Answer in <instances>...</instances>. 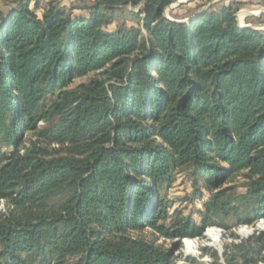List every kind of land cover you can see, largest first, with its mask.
<instances>
[{"label":"trees","instance_id":"1","mask_svg":"<svg viewBox=\"0 0 264 264\" xmlns=\"http://www.w3.org/2000/svg\"><path fill=\"white\" fill-rule=\"evenodd\" d=\"M175 1L0 0V264H175L264 220V32L241 0ZM183 174L208 194L170 214ZM210 257L264 264V232Z\"/></svg>","mask_w":264,"mask_h":264},{"label":"rangeland","instance_id":"2","mask_svg":"<svg viewBox=\"0 0 264 264\" xmlns=\"http://www.w3.org/2000/svg\"><path fill=\"white\" fill-rule=\"evenodd\" d=\"M178 0H176L177 2ZM219 0H190L189 2H186L185 5L181 8H167L165 10V16L170 17L173 16L175 18H184L187 17L191 11L195 10L197 6H200L201 4L210 5L214 2H217ZM245 4L242 7L240 11L236 13V19L239 25H250L252 27H258L260 24L259 21H256L254 17H244V13H253L262 11L264 8V0H244ZM173 5V4H172ZM205 6V7H206ZM0 7L4 8V6L1 5ZM5 9V8H4ZM262 17V16H261ZM260 17V18H261ZM260 21L264 22V18L258 19ZM263 28L259 31L264 32V25H262ZM87 79L85 78H75L74 83L78 84L81 82H85ZM45 123H40V127H44ZM243 183V180L240 175H238L235 179L232 180V182L227 183L224 185V187L230 188L234 187L231 192L235 193H242L244 190L240 185ZM237 185V186H235ZM202 198L198 196V194H193V189L191 186L190 180L187 178L185 174L183 176H179L173 186L170 189L165 190L162 194L163 196L172 202V207L169 210V213L172 212H180L183 215H187L193 209H200L201 204L204 201V199L207 196L206 190L202 189ZM187 199L193 200L192 202H189ZM7 209L6 202L0 201V213L5 212ZM194 218L196 221H198L197 216L194 215ZM209 231H220L221 232V239L219 242H215L210 236H208ZM244 232H248V234H243ZM260 232H264V220L259 221L254 226H236L234 222H229V230L225 231L223 229L218 228H208L205 230L203 235L198 238L194 239H184L181 241V246L174 251V255L178 256L175 264H206L211 261L210 253L213 251H216L220 257L221 253L224 252V249L227 245L231 243H238L241 240H247L249 237L253 235H257ZM141 236H145L147 238H153V233L149 230L144 231L141 233ZM187 241L191 242L193 245H195V253H191L188 251L186 243ZM158 245H163L165 248H173L176 247V241L171 240H164L159 239L157 241ZM203 250L207 251L205 253ZM222 259V258H221Z\"/></svg>","mask_w":264,"mask_h":264},{"label":"bare ground","instance_id":"3","mask_svg":"<svg viewBox=\"0 0 264 264\" xmlns=\"http://www.w3.org/2000/svg\"><path fill=\"white\" fill-rule=\"evenodd\" d=\"M243 234H248V232H244ZM208 236H210L215 242H219L221 239V232L220 231H209ZM188 251L191 253H195V245H193L191 242L187 241L186 243Z\"/></svg>","mask_w":264,"mask_h":264},{"label":"water","instance_id":"4","mask_svg":"<svg viewBox=\"0 0 264 264\" xmlns=\"http://www.w3.org/2000/svg\"><path fill=\"white\" fill-rule=\"evenodd\" d=\"M188 1H190V0H183V1L177 2L176 4L186 3V2H188ZM245 15L248 16V15H254V14H251V13H245ZM257 15H258V16H262V15H264V8H263L262 11H259V12L257 13ZM190 20H192V18L186 19V20H184L183 22H188V21H190ZM239 27H240V28H251V29H254V30H261V29L263 28L262 25H260V26H258V27H252V26H250V25H239Z\"/></svg>","mask_w":264,"mask_h":264},{"label":"crops","instance_id":"5","mask_svg":"<svg viewBox=\"0 0 264 264\" xmlns=\"http://www.w3.org/2000/svg\"><path fill=\"white\" fill-rule=\"evenodd\" d=\"M44 1H47V0H44ZM74 0H65V4H67V3H69V2H73ZM180 1H183V0H178L177 2H180ZM241 1H243V2H245L244 0H241ZM176 1H175V3L173 4V5H171V6H169V8H175L176 6H178V5H180V4H176L177 3ZM189 2V1H188ZM182 4H184V3H182ZM259 12V11H258ZM258 12H253V13H251V14H254V15H248V16H246L245 15V13H244V17L245 18H247V17H249V16H251V17H254V18H260L261 16H258L257 15V13ZM263 16V15H262Z\"/></svg>","mask_w":264,"mask_h":264}]
</instances>
